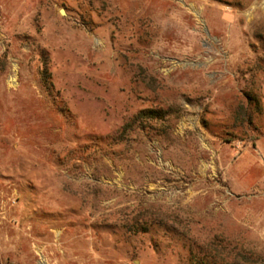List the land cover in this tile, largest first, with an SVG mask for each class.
I'll return each instance as SVG.
<instances>
[{"label": "rangeland", "instance_id": "374dc122", "mask_svg": "<svg viewBox=\"0 0 264 264\" xmlns=\"http://www.w3.org/2000/svg\"><path fill=\"white\" fill-rule=\"evenodd\" d=\"M0 264H264V0H0Z\"/></svg>", "mask_w": 264, "mask_h": 264}, {"label": "trees", "instance_id": "16d2710c", "mask_svg": "<svg viewBox=\"0 0 264 264\" xmlns=\"http://www.w3.org/2000/svg\"><path fill=\"white\" fill-rule=\"evenodd\" d=\"M146 114H152V116H149L150 117V119H159V117H161L162 115H164V113L165 112H161V111H148V112H145ZM145 113H142V114H144V115H146ZM136 117H138V116H136ZM135 117V118H136ZM134 118V119H135ZM250 123V122H249ZM130 125L128 124V125H126L124 128H123V130H126V129H130L131 128V126L129 127Z\"/></svg>", "mask_w": 264, "mask_h": 264}, {"label": "bare ground", "instance_id": "6f19581e", "mask_svg": "<svg viewBox=\"0 0 264 264\" xmlns=\"http://www.w3.org/2000/svg\"><path fill=\"white\" fill-rule=\"evenodd\" d=\"M12 82H14V80H12Z\"/></svg>", "mask_w": 264, "mask_h": 264}]
</instances>
